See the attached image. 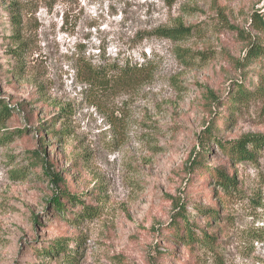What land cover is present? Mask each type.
I'll return each instance as SVG.
<instances>
[{"label": "rangeland", "instance_id": "obj_1", "mask_svg": "<svg viewBox=\"0 0 264 264\" xmlns=\"http://www.w3.org/2000/svg\"><path fill=\"white\" fill-rule=\"evenodd\" d=\"M262 13L264 0H0V103L24 106L0 124V264H264V151L232 164L219 147L264 135V58L248 59ZM178 24L194 34L156 32ZM125 63L151 73L119 81ZM89 64L111 84H90ZM60 191L83 205L58 213ZM183 218L214 246L181 242Z\"/></svg>", "mask_w": 264, "mask_h": 264}, {"label": "trees", "instance_id": "obj_2", "mask_svg": "<svg viewBox=\"0 0 264 264\" xmlns=\"http://www.w3.org/2000/svg\"><path fill=\"white\" fill-rule=\"evenodd\" d=\"M254 21L256 22V25L258 24V29L264 31V13L254 16ZM156 32L158 36L163 38L172 40H184L194 34V28L186 27L183 24H178L177 26L171 28H159L156 30ZM260 58H264V47L256 44L252 45L249 50L248 59L253 60ZM117 68L119 72V75H117L118 80L124 82L131 79L141 78L151 73L149 64L147 63L142 64L141 66H134L130 63H125L124 65L118 66ZM86 70L89 74V79H87V81L90 84H93L95 82H97L99 86L111 84V79L108 77L109 74H106V72H104L106 71V68H96L92 67V65L89 64L86 67ZM261 90L264 93V88H262ZM251 96L252 93H247L246 91H244V88L240 89V99L248 98ZM20 106L17 107L18 109H15V107L10 109L7 104L0 103V124H4L7 119L13 117V115L10 113V110L12 113L20 112V108L24 110V106ZM207 134L210 137L211 132L208 131L206 132V134H204V137L201 141L203 144L208 137ZM219 147L229 157L232 164L246 162L254 163L257 162L259 154L264 151V135H245L239 140L231 143H219ZM34 154L36 158L41 159L38 152H34ZM44 163L45 162L43 161V169L45 170L44 174L47 178L52 175L53 184H57L58 186L65 182L62 174L57 172L51 173L49 171L48 165L45 163L44 166ZM214 179L218 187L221 188L223 194H225L226 196H230L239 191L237 178L235 176L229 175L228 173H225L223 170H215ZM63 200H66L67 202H63ZM49 204L54 207L58 213H63L66 210L67 204L83 205V201L77 195H73L66 191H60L57 194H53L51 200L49 201ZM256 204L258 206H263L261 203ZM83 208V215L85 214L88 217H92L96 213L95 209H93L92 207L88 208L84 206ZM208 216L214 218V216H216V212L208 211ZM183 221H185L183 228L180 225L176 224V228L179 229L178 238L181 242H185L189 245L201 244L207 247L214 246L216 239L212 235L204 232L201 233V235H197L194 233L191 225L185 218H183ZM65 247L66 246L64 244L58 243L55 247L56 249H54V252L60 253L61 251L65 250Z\"/></svg>", "mask_w": 264, "mask_h": 264}]
</instances>
